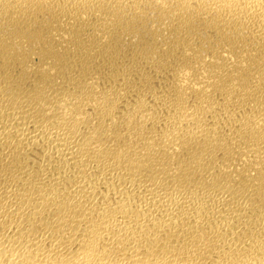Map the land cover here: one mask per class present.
Returning a JSON list of instances; mask_svg holds the SVG:
<instances>
[{
  "label": "bare ground",
  "instance_id": "6f19581e",
  "mask_svg": "<svg viewBox=\"0 0 264 264\" xmlns=\"http://www.w3.org/2000/svg\"><path fill=\"white\" fill-rule=\"evenodd\" d=\"M0 264H264V0H0Z\"/></svg>",
  "mask_w": 264,
  "mask_h": 264
}]
</instances>
